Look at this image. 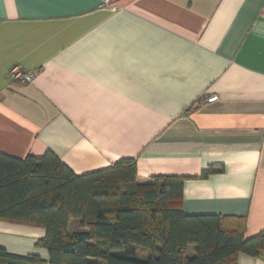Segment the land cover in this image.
I'll return each mask as SVG.
<instances>
[{
	"label": "crops",
	"instance_id": "1",
	"mask_svg": "<svg viewBox=\"0 0 264 264\" xmlns=\"http://www.w3.org/2000/svg\"><path fill=\"white\" fill-rule=\"evenodd\" d=\"M48 152L78 176L136 159L140 184L183 179L187 215L245 218V239L259 235L264 0H0V154ZM45 234L0 220L13 255L49 262Z\"/></svg>",
	"mask_w": 264,
	"mask_h": 264
},
{
	"label": "trees",
	"instance_id": "2",
	"mask_svg": "<svg viewBox=\"0 0 264 264\" xmlns=\"http://www.w3.org/2000/svg\"><path fill=\"white\" fill-rule=\"evenodd\" d=\"M183 189V179L167 176L140 184L136 159L78 176L51 152L25 159L0 154V220L44 228L37 247L49 255L48 262L0 247V264H237L239 255L264 259V231L246 240L245 218L187 215L181 207Z\"/></svg>",
	"mask_w": 264,
	"mask_h": 264
},
{
	"label": "built area",
	"instance_id": "3",
	"mask_svg": "<svg viewBox=\"0 0 264 264\" xmlns=\"http://www.w3.org/2000/svg\"><path fill=\"white\" fill-rule=\"evenodd\" d=\"M10 73L15 81L23 83H32L36 77L35 72L25 71L18 67L13 68Z\"/></svg>",
	"mask_w": 264,
	"mask_h": 264
},
{
	"label": "rangeland",
	"instance_id": "4",
	"mask_svg": "<svg viewBox=\"0 0 264 264\" xmlns=\"http://www.w3.org/2000/svg\"><path fill=\"white\" fill-rule=\"evenodd\" d=\"M74 222H77V220H74L73 223H71V226L69 228V231L72 232L75 230V223ZM139 254L141 255V251L139 252ZM151 254V252L149 251L147 254H144L143 256H140L141 259H147V257H149Z\"/></svg>",
	"mask_w": 264,
	"mask_h": 264
}]
</instances>
